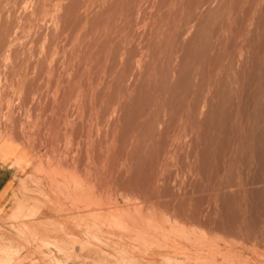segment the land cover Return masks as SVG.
Here are the masks:
<instances>
[{"label": "rangeland", "instance_id": "1", "mask_svg": "<svg viewBox=\"0 0 264 264\" xmlns=\"http://www.w3.org/2000/svg\"><path fill=\"white\" fill-rule=\"evenodd\" d=\"M1 153L0 264H264V0H0Z\"/></svg>", "mask_w": 264, "mask_h": 264}, {"label": "crops", "instance_id": "2", "mask_svg": "<svg viewBox=\"0 0 264 264\" xmlns=\"http://www.w3.org/2000/svg\"><path fill=\"white\" fill-rule=\"evenodd\" d=\"M15 161H16V156L14 154L13 155L11 154L6 155L4 153L0 154V217H2L3 214H8V215L16 214L18 211L21 210L20 206L23 205V203L20 201L15 202L16 197H18L16 191L18 190V184L20 182L19 178L22 176V170H23L22 165H19L18 167L13 165ZM18 200L21 199L19 198ZM23 234L25 236L28 235L27 232L26 233L23 232ZM16 235L19 236V233L17 232ZM2 264H6V262L4 263L2 261Z\"/></svg>", "mask_w": 264, "mask_h": 264}, {"label": "bare ground", "instance_id": "3", "mask_svg": "<svg viewBox=\"0 0 264 264\" xmlns=\"http://www.w3.org/2000/svg\"><path fill=\"white\" fill-rule=\"evenodd\" d=\"M11 28V27H10ZM9 28V29H10ZM13 29V28H12ZM10 32H12V31H10ZM6 35V34H5ZM12 42V41H11ZM26 59H27V57H26ZM261 83V82H260ZM255 90V89H254ZM254 93V92H253ZM164 211V210H163ZM181 215V214H180ZM182 216V215H181ZM170 218V217H169ZM216 220V219H215ZM208 223V222H207ZM211 225H212V223H211ZM225 227V226H224ZM226 228V227H225ZM227 229V232L229 231V232H231L232 231V228L231 227H227L226 228ZM222 230V229H221ZM245 231V230H244ZM235 233V232H234ZM246 233V232H245ZM233 234V233H232ZM243 234H244V232H243ZM247 235V234H246ZM259 236V235H258ZM263 238H264V232H263ZM260 239V238H259ZM254 241V240H253ZM255 245V244H254ZM234 258V257H233Z\"/></svg>", "mask_w": 264, "mask_h": 264}]
</instances>
